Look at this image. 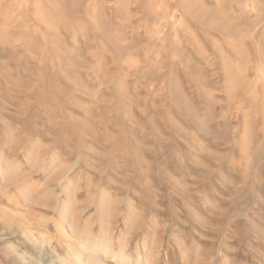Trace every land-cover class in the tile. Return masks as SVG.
Here are the masks:
<instances>
[{"label": "rangeland", "instance_id": "374dc122", "mask_svg": "<svg viewBox=\"0 0 264 264\" xmlns=\"http://www.w3.org/2000/svg\"><path fill=\"white\" fill-rule=\"evenodd\" d=\"M94 248L264 264V0H0V264Z\"/></svg>", "mask_w": 264, "mask_h": 264}, {"label": "bare ground", "instance_id": "6f19581e", "mask_svg": "<svg viewBox=\"0 0 264 264\" xmlns=\"http://www.w3.org/2000/svg\"><path fill=\"white\" fill-rule=\"evenodd\" d=\"M111 206H112V205H111ZM105 208H106V207H105ZM113 216H114V215H113ZM112 219H113V218H112ZM132 219H133V218H132ZM130 224H131V223H130ZM113 226H114V224H113ZM109 227H111V226H109ZM152 227H153V226H152ZM111 228H112V227H111ZM112 229H113V228H112ZM149 229H150V228H149ZM82 230H83V228H82ZM111 232H112V231H111ZM154 232H155V231H153L152 234H153ZM115 233H116V232H115ZM115 233H114V234H115ZM60 234H61V233H60ZM88 235H89V234H88ZM129 235H130V233H129ZM153 235H154V234H153ZM111 236H112V235H111ZM111 236H110V239L112 238ZM131 236H132V235H131ZM125 238H126V237H125ZM113 240H114V239H113ZM118 240H119V238H118ZM123 240H124V239H123ZM70 242H71V241H70ZM96 242H97V241H96ZM120 242L123 243L122 240H121ZM125 242H126V241H125ZM155 242H156V241H155ZM68 243H69V242H68ZM68 243H67V245H68ZM112 243H113V242H112ZM70 244H71V243H70ZM82 244H83V243H82ZM47 245H48V244H47ZM67 245H66V246H67ZM73 245H74V244H73ZM120 245H121V244H120ZM69 246H71V245H69ZM77 246H78V245H77ZM122 246H123V245H122ZM122 246H121V247H122ZM125 246H126V245H124L123 247H125ZM72 247H74V246H72ZM78 247H79V246H78ZM80 247H81V246H80ZM117 247H118V246H116V248H117ZM121 247H120V248H121ZM137 247H138V246H137ZM147 247H148V246H147ZM70 248H71V247H68V249H70ZM111 248H114V247L111 246ZM118 248H119V247H118ZM118 248H117V249H118ZM139 248H140V247H139ZM139 248H138V249H139ZM152 248H155V245H152L151 250H152ZM41 249H42V248H41ZM66 249H67V247H66ZM76 249H77V248H76ZM114 249H115V248H114ZM117 249H116V250H117ZM125 249H126V248H125ZM135 249H136V248H135ZM71 250H72V249H71ZM73 250H74V249H73ZM73 250H72V251H73ZM89 250H90V249H89ZM105 250H106V249H105ZM109 250H110V249H109ZM111 250H113V249H111ZM116 250H115V251L113 250V251L116 252ZM118 250H119V249H118ZM118 250H117V253H118ZM122 250H123V249H122ZM77 251H78V250H77ZM113 251H110V253L113 252ZM69 252H70V251H69ZM83 252L85 253V251H83ZM83 252H81V251L79 252V251H78V252L76 253V251H74V253H75V257H74V258H76L75 261H78V262H76L77 264H78L79 262H81V255L83 254ZM92 252L94 253L95 259L93 258V257H94V256H93V257H92V258H93V261H90V260L92 259V258L90 259V257H91V255H90V257L88 258V259H90V260H87L86 262H84V261L82 260V261L84 262L83 264H100V263L103 264V263H102V261H103L102 259H104V258H102V257H104L103 255H102V257H101V262H98L99 260L96 259V258L99 257V256L101 255V253H104V254H110V253H108V250H106V252H102V251L98 250V248H94V250H93ZM114 252H113V256H114V257H117V259L119 260L120 264H126V263H127V259H128V258L126 259V257H125V253H123L124 255H118L117 253L114 254ZM66 253H67V251H66ZM93 253H91V254H93ZM139 253H140V252H139ZM71 254H72V257H73V256H74V255H73V252H71ZM66 256H67V254H66ZM149 256H150V254H149ZM68 257H69V256H68ZM114 257H112V260L114 259ZM146 257H147V255H146ZM65 258H66V257H65ZM108 258H109V257H107V258H105V259H108ZM147 258H148V257H147ZM72 259H73V258H72ZM115 259H116V258H115ZM61 260H62V259H61ZM97 260H98V261H97ZM110 260H111V257H110ZM146 260H147V259H146ZM113 261H114V263H115V261L118 262L117 260H113ZM147 261H148V260H147ZM149 261H150V260H149ZM63 262H64L65 264H71V263H74V262H72V261H70L71 263H67V262H65V261H63ZM90 262H91V263H90ZM119 262H118V263H119ZM105 263H107V262H105ZM144 263H145V262H144ZM81 264H82V263H81ZM158 264H159V263H158Z\"/></svg>", "mask_w": 264, "mask_h": 264}]
</instances>
